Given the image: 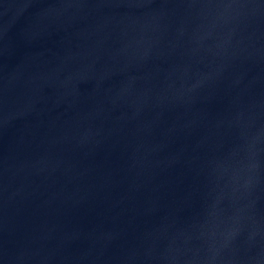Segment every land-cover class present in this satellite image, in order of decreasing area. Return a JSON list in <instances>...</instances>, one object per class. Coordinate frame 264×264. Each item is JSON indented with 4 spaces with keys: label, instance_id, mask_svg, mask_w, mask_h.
<instances>
[{
    "label": "water",
    "instance_id": "obj_1",
    "mask_svg": "<svg viewBox=\"0 0 264 264\" xmlns=\"http://www.w3.org/2000/svg\"><path fill=\"white\" fill-rule=\"evenodd\" d=\"M0 264H264V0H0Z\"/></svg>",
    "mask_w": 264,
    "mask_h": 264
}]
</instances>
